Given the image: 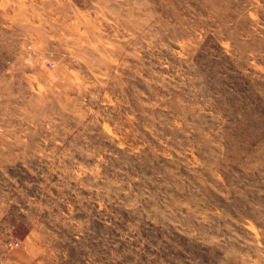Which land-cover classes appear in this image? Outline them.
<instances>
[{"label": "rangeland", "instance_id": "rangeland-1", "mask_svg": "<svg viewBox=\"0 0 264 264\" xmlns=\"http://www.w3.org/2000/svg\"><path fill=\"white\" fill-rule=\"evenodd\" d=\"M0 264H264V0H0Z\"/></svg>", "mask_w": 264, "mask_h": 264}]
</instances>
